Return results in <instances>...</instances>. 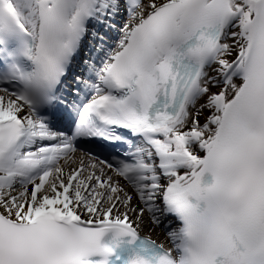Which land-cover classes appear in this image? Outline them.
Here are the masks:
<instances>
[{"label": "snow or ice", "instance_id": "1", "mask_svg": "<svg viewBox=\"0 0 264 264\" xmlns=\"http://www.w3.org/2000/svg\"><path fill=\"white\" fill-rule=\"evenodd\" d=\"M0 264H264V0H0Z\"/></svg>", "mask_w": 264, "mask_h": 264}, {"label": "bare ground", "instance_id": "2", "mask_svg": "<svg viewBox=\"0 0 264 264\" xmlns=\"http://www.w3.org/2000/svg\"><path fill=\"white\" fill-rule=\"evenodd\" d=\"M127 19H128V16L125 17L124 19H122V20L120 21V25H119L118 27L122 26L123 23L127 21ZM117 35H118V34H116L115 39L117 38ZM115 39H114V41L112 42L110 48H112V47L115 46ZM215 67H216V66L213 65L211 68L208 69V72H209L210 75H214V74H215V73L213 72V69H214ZM210 90H211L212 92H216V91H218V88L215 87V86H211V87H210ZM203 102H204V100L202 99V100L200 101V103H203ZM207 115H209L208 110H204V111H203V114L200 116V123H201V124L204 123V120H205V118L207 117ZM80 154H81V153L78 151V152H77V156H79ZM130 191H131V190H130ZM133 203H136V201L134 200ZM85 218H86V217H85ZM145 219H147V217H145ZM140 232L143 233V234H145V235H149L151 238L156 239L158 242H161V243L164 244L165 246H167V245H171V240L167 238L166 233L163 232V231H162L161 229H159L158 227H151V228H150V227H148V226H143V227L140 229Z\"/></svg>", "mask_w": 264, "mask_h": 264}]
</instances>
